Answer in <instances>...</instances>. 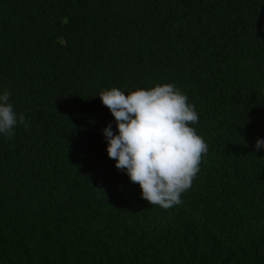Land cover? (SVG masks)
Instances as JSON below:
<instances>
[{
    "label": "trees",
    "instance_id": "16d2710c",
    "mask_svg": "<svg viewBox=\"0 0 264 264\" xmlns=\"http://www.w3.org/2000/svg\"><path fill=\"white\" fill-rule=\"evenodd\" d=\"M166 83L208 145L168 209L109 158L98 96ZM5 90L0 264H264V0H0Z\"/></svg>",
    "mask_w": 264,
    "mask_h": 264
},
{
    "label": "clouds",
    "instance_id": "9594fccd",
    "mask_svg": "<svg viewBox=\"0 0 264 264\" xmlns=\"http://www.w3.org/2000/svg\"><path fill=\"white\" fill-rule=\"evenodd\" d=\"M126 92L114 87L98 95L116 124L115 132L111 122L103 129L107 154L139 185L142 199L150 205L164 209L179 205L208 153L207 143L192 127L199 114L171 83ZM10 95L0 92V136L9 139L18 125H25V116L14 110ZM255 148L264 150V139L258 138Z\"/></svg>",
    "mask_w": 264,
    "mask_h": 264
}]
</instances>
